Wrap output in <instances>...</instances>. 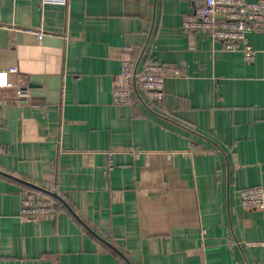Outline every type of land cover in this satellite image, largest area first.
I'll return each instance as SVG.
<instances>
[{"label":"crops","instance_id":"crops-1","mask_svg":"<svg viewBox=\"0 0 264 264\" xmlns=\"http://www.w3.org/2000/svg\"><path fill=\"white\" fill-rule=\"evenodd\" d=\"M194 0H0V264H264V33L186 32ZM249 2L257 0H246ZM37 32L42 37H37ZM176 69L164 96L121 65ZM29 184L55 214L19 215ZM36 194L40 198L50 197Z\"/></svg>","mask_w":264,"mask_h":264},{"label":"built area","instance_id":"built-area-1","mask_svg":"<svg viewBox=\"0 0 264 264\" xmlns=\"http://www.w3.org/2000/svg\"><path fill=\"white\" fill-rule=\"evenodd\" d=\"M42 5L66 6L68 0H41ZM193 13L184 18L182 27L186 32H201L221 43L224 50L241 53L248 63L254 61L256 51L250 44L248 34L264 33V0H194ZM41 38L42 33L37 32ZM15 68L0 71V88L8 86V77L16 73ZM122 76L128 87L113 92L114 103H127L131 89L141 90L150 101H159L164 96L165 79L179 74L176 69L162 64H149L140 72L130 69L129 61L121 65ZM243 209L264 213V189L256 187L239 191ZM53 202L36 194L27 193L21 201L19 215L23 219H35L55 214ZM264 243L246 242V246Z\"/></svg>","mask_w":264,"mask_h":264},{"label":"trees","instance_id":"trees-1","mask_svg":"<svg viewBox=\"0 0 264 264\" xmlns=\"http://www.w3.org/2000/svg\"><path fill=\"white\" fill-rule=\"evenodd\" d=\"M23 187L25 188L26 192L28 193H41L42 195H44V197L46 196L47 198L50 197L51 201L54 202V204H57L59 205V200L57 199V196L56 195H51L50 193L48 192H44L42 191V189H39L37 187H34L32 185H29V184H23Z\"/></svg>","mask_w":264,"mask_h":264},{"label":"water","instance_id":"water-1","mask_svg":"<svg viewBox=\"0 0 264 264\" xmlns=\"http://www.w3.org/2000/svg\"><path fill=\"white\" fill-rule=\"evenodd\" d=\"M51 195H54V194H52V193H50Z\"/></svg>","mask_w":264,"mask_h":264}]
</instances>
